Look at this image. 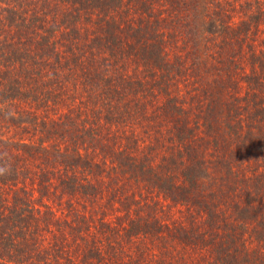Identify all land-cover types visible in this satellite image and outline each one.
Instances as JSON below:
<instances>
[{
  "label": "trees",
  "instance_id": "trees-1",
  "mask_svg": "<svg viewBox=\"0 0 264 264\" xmlns=\"http://www.w3.org/2000/svg\"><path fill=\"white\" fill-rule=\"evenodd\" d=\"M0 264H264V0H0Z\"/></svg>",
  "mask_w": 264,
  "mask_h": 264
}]
</instances>
